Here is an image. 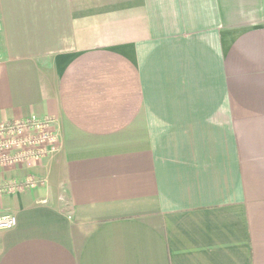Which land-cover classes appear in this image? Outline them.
<instances>
[{"label": "crops", "instance_id": "1", "mask_svg": "<svg viewBox=\"0 0 264 264\" xmlns=\"http://www.w3.org/2000/svg\"><path fill=\"white\" fill-rule=\"evenodd\" d=\"M0 264H264V0H0Z\"/></svg>", "mask_w": 264, "mask_h": 264}, {"label": "built area", "instance_id": "2", "mask_svg": "<svg viewBox=\"0 0 264 264\" xmlns=\"http://www.w3.org/2000/svg\"><path fill=\"white\" fill-rule=\"evenodd\" d=\"M62 146L59 121L54 117L25 119L0 123V167L30 165L57 153ZM40 181L29 176L22 183L0 187L4 190L35 188ZM17 218L12 214L0 215V231L12 229Z\"/></svg>", "mask_w": 264, "mask_h": 264}]
</instances>
